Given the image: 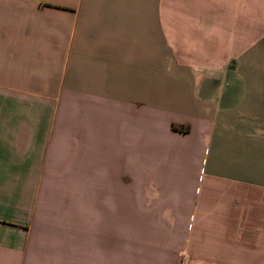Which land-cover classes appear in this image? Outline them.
<instances>
[{
  "label": "crops",
  "instance_id": "obj_1",
  "mask_svg": "<svg viewBox=\"0 0 264 264\" xmlns=\"http://www.w3.org/2000/svg\"><path fill=\"white\" fill-rule=\"evenodd\" d=\"M0 264H264V0H0Z\"/></svg>",
  "mask_w": 264,
  "mask_h": 264
}]
</instances>
